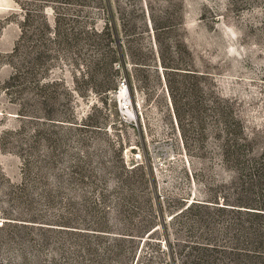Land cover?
<instances>
[{
  "label": "rangeland",
  "instance_id": "obj_1",
  "mask_svg": "<svg viewBox=\"0 0 264 264\" xmlns=\"http://www.w3.org/2000/svg\"><path fill=\"white\" fill-rule=\"evenodd\" d=\"M0 264H264V0H0Z\"/></svg>",
  "mask_w": 264,
  "mask_h": 264
}]
</instances>
